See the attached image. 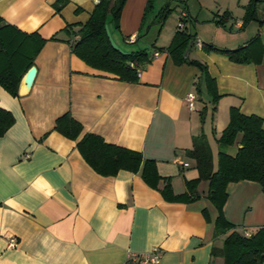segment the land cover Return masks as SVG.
I'll list each match as a JSON object with an SVG mask.
<instances>
[{"label": "crops", "instance_id": "1", "mask_svg": "<svg viewBox=\"0 0 264 264\" xmlns=\"http://www.w3.org/2000/svg\"><path fill=\"white\" fill-rule=\"evenodd\" d=\"M96 1L0 0L3 23L46 40L34 61L38 70L30 92L13 97L0 87V107L14 117L0 139V264H124L128 254L154 247L163 251L162 264H224L212 257L213 247L221 248L231 232L253 235L264 226L258 183L228 185L224 216L234 229L215 239L218 212L207 198L208 182L199 185L196 201L169 202L140 173L94 172L77 143L92 134L140 152L155 162L159 188L169 179L174 196L185 194L186 182L199 177L196 162L186 156L195 138L204 135L210 143L212 136L218 144L234 108L260 117L264 127V23L244 26L251 0L174 2L178 14L163 24L157 15L168 0H155L149 10V0H127L119 30L110 17L108 27L120 49L146 50L149 62L140 66L137 83H126L72 52L73 33L88 22ZM259 1L263 19L264 0ZM183 13L182 31L194 38L187 58L207 66L220 96L216 105L199 67L175 64L167 51ZM145 30L152 33L151 48L141 47ZM207 46H247L250 62H232ZM190 93L197 96L194 109L186 103ZM67 113L83 128L76 141L55 130ZM239 148L229 147L226 154L235 157Z\"/></svg>", "mask_w": 264, "mask_h": 264}, {"label": "trees", "instance_id": "2", "mask_svg": "<svg viewBox=\"0 0 264 264\" xmlns=\"http://www.w3.org/2000/svg\"><path fill=\"white\" fill-rule=\"evenodd\" d=\"M127 0H99L88 22L73 33L71 47L73 54L92 69L114 75L119 81L137 83V70L149 62L146 50L131 52L128 55L115 50L106 33L111 17L114 27L119 30L120 18ZM155 0H149L147 9ZM186 4V0H168L158 11L157 21L163 24L175 10L173 3ZM259 0H251L246 9L244 26L251 21L264 23L259 19ZM58 11L61 6H58ZM220 22H218L219 24ZM257 40V39H256ZM255 39L251 40L253 43ZM194 38L178 29L167 49L175 64L188 62L201 70L202 81L208 95L216 105L220 98L216 82L210 77L207 66L200 61L185 58V52ZM46 40L38 33H25L18 28L3 23L0 18V87L13 97L19 96V89L24 75L34 66V61L43 49ZM251 45V44H250ZM249 46V45H248ZM208 52H217L230 58L232 62L249 63L251 58L249 47L238 50H220L213 46L205 47ZM133 64L134 66H130ZM230 122L219 138L217 167H214L211 148L206 137L195 138L192 150L187 152L189 158L196 162L199 177L186 182L187 192L174 196L171 180L164 181L165 186L159 188L162 178L159 176L154 161L145 160L140 152L123 147L106 144L104 140L92 134H86L77 143V148L85 160L101 176H116L120 171L140 173L144 182L153 189L159 190L161 196L169 202L191 203L201 197L198 187L201 182H208L207 198L218 212L215 222V239L228 234L234 229L224 216V207L228 200L227 188L231 183L251 181L258 183L264 192V127L263 120L257 116L240 114L236 108L230 111ZM205 114H202V120ZM14 117L11 112L0 107V139L12 127ZM55 130L67 139L76 141L83 128L67 113L56 120ZM239 140V141H238ZM239 144L235 157L226 154L229 147ZM212 257H221L224 264H264V226L255 234L246 237L231 232L223 240L221 248L213 247Z\"/></svg>", "mask_w": 264, "mask_h": 264}, {"label": "built area", "instance_id": "3", "mask_svg": "<svg viewBox=\"0 0 264 264\" xmlns=\"http://www.w3.org/2000/svg\"><path fill=\"white\" fill-rule=\"evenodd\" d=\"M99 3V0L96 1ZM187 17L186 14H182L180 21L178 23V29L182 30L184 28L183 21ZM201 47V44H198ZM130 66H134L131 64ZM138 77L141 76V68L137 70ZM197 96L196 94L190 93L186 97V103L190 109H194ZM246 237H250L249 234H245ZM163 251L159 247H154L151 250L144 253H130L124 264H162Z\"/></svg>", "mask_w": 264, "mask_h": 264}, {"label": "water", "instance_id": "4", "mask_svg": "<svg viewBox=\"0 0 264 264\" xmlns=\"http://www.w3.org/2000/svg\"><path fill=\"white\" fill-rule=\"evenodd\" d=\"M106 33H107V36H108L109 41L111 43V46L115 50H117V51H119L120 53H123V54H127V55L129 54V53H125L122 49H120L118 47V45L115 43L114 39L112 38V35H111L109 27H107V26H106ZM192 45H193V43L191 42L189 44L188 48L186 49V52H185V55H184L185 58L188 57V54L190 52V49L192 48ZM37 70L38 69L35 66H33L30 69H28V72L24 75V77H23V79L21 81L22 90L19 92V94L21 96H26L30 92V90H31V88L33 86V83L35 81L36 75H37Z\"/></svg>", "mask_w": 264, "mask_h": 264}, {"label": "rangeland", "instance_id": "5", "mask_svg": "<svg viewBox=\"0 0 264 264\" xmlns=\"http://www.w3.org/2000/svg\"><path fill=\"white\" fill-rule=\"evenodd\" d=\"M177 14H178V11L177 10H173V13L169 16V18L171 17H173V18H176V16H177ZM173 15V16H172ZM111 18V17H110ZM109 18V20H111ZM168 18V19H169ZM168 21V20H167ZM176 23V22H175ZM177 24V23H176ZM151 25H148L147 26V29H149V27H150ZM156 27H158V26H156ZM154 28V27H153ZM155 30V32H156V29H154ZM159 30V29H158ZM158 32V31H157ZM143 34H145V36H144V38H147V39H145V41H144V44H141V47H148V48H151L152 47V42H153V40L151 39L152 38V33H149V34H146V30L144 31V33ZM157 34V33H156ZM126 53V52H125ZM211 140H210V143L208 142V144H209V146H210V148H211V150H212V155H215V162L217 163L218 162V151H219V146H218V144H217V142L216 141H214V139H213V137L211 136V138H210ZM208 141V140H207ZM206 141V142H207Z\"/></svg>", "mask_w": 264, "mask_h": 264}]
</instances>
